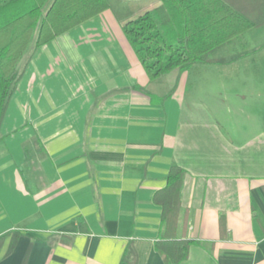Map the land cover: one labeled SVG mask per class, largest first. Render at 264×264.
Here are the masks:
<instances>
[{
    "label": "crops",
    "instance_id": "crops-1",
    "mask_svg": "<svg viewBox=\"0 0 264 264\" xmlns=\"http://www.w3.org/2000/svg\"><path fill=\"white\" fill-rule=\"evenodd\" d=\"M122 24L104 9L33 51L0 125V264H165L173 163L176 235L196 241L178 264H264V91L196 64L149 79Z\"/></svg>",
    "mask_w": 264,
    "mask_h": 264
},
{
    "label": "trees",
    "instance_id": "trees-1",
    "mask_svg": "<svg viewBox=\"0 0 264 264\" xmlns=\"http://www.w3.org/2000/svg\"><path fill=\"white\" fill-rule=\"evenodd\" d=\"M110 9L149 79L194 64H224L255 53L264 41L238 52L229 61L213 58L217 48L264 26V0H160L134 18L125 0H0V125L33 51L40 45ZM163 97L148 93L150 100ZM185 170L171 164L166 184L153 195L161 206L155 249L165 264L185 260L195 240L177 237Z\"/></svg>",
    "mask_w": 264,
    "mask_h": 264
},
{
    "label": "rangeland",
    "instance_id": "rangeland-1",
    "mask_svg": "<svg viewBox=\"0 0 264 264\" xmlns=\"http://www.w3.org/2000/svg\"><path fill=\"white\" fill-rule=\"evenodd\" d=\"M138 15L135 11L131 13L130 18ZM264 41V27L253 28L245 32L243 36L235 39L231 43L225 44L215 49L210 56L220 57L223 60H229L237 52L244 49H250ZM249 55V56H248ZM241 57L234 62L224 64H212L208 67H201V64H196V68L203 69L213 73V78L208 79L217 82L218 86L226 87V92H235L242 89L260 88L264 91V47L255 53H251ZM206 65V64H204ZM194 66V67H195ZM252 76L245 78L244 76ZM212 77V76H211ZM250 79V81H248ZM163 84L160 85L162 87Z\"/></svg>",
    "mask_w": 264,
    "mask_h": 264
}]
</instances>
